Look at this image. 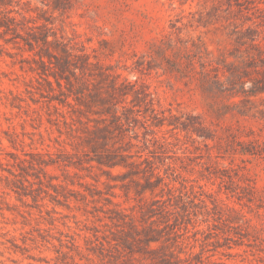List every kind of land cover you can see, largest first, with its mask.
<instances>
[{"label":"rangeland","instance_id":"374dc122","mask_svg":"<svg viewBox=\"0 0 264 264\" xmlns=\"http://www.w3.org/2000/svg\"><path fill=\"white\" fill-rule=\"evenodd\" d=\"M13 5L0 264H264V0Z\"/></svg>","mask_w":264,"mask_h":264},{"label":"trees","instance_id":"16d2710c","mask_svg":"<svg viewBox=\"0 0 264 264\" xmlns=\"http://www.w3.org/2000/svg\"><path fill=\"white\" fill-rule=\"evenodd\" d=\"M14 13L22 14L21 11H19L18 9H16L14 7L13 0H0V38H3L6 42H9V40H10L8 35H11V38H13V39H17V38L22 36V30H25V26L21 22V19L18 16H16ZM22 17H23V19L25 18L24 15ZM35 40L36 41L41 40L46 45L52 43L49 40V34L43 35L42 37H38V38L36 37ZM31 46H32V43H31ZM40 61L43 63L45 62L43 59V55H42V59ZM66 64H69V67H68V65H66L67 68H69L67 70L72 72V67L70 66L69 61H67ZM55 78H56V82L60 88L63 87V81H62L63 79H65L68 83L71 82V78L67 74L66 75L61 74V77H58L56 75ZM48 82L52 84V82L50 80H48ZM10 140L12 141L11 138H10ZM37 163L40 166L41 165L48 166L50 164H53V162L49 163L48 161H45V160H42V161L39 160ZM0 164L2 165L1 161H0ZM21 169H22L21 173H23L24 168L21 167ZM4 170H8L10 174L16 175L15 171L12 169L4 168ZM24 176L28 180V178H27L28 175L24 174ZM13 183L15 184L14 185L15 187L14 188L12 186L11 187L13 188V190H15L16 192L19 193V188H21V186H19L17 181H13Z\"/></svg>","mask_w":264,"mask_h":264}]
</instances>
